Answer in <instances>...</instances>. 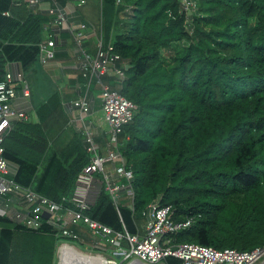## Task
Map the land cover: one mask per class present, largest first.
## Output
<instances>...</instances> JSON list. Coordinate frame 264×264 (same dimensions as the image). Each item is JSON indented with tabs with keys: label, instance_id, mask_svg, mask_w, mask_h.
I'll return each instance as SVG.
<instances>
[{
	"label": "trees",
	"instance_id": "16d2710c",
	"mask_svg": "<svg viewBox=\"0 0 264 264\" xmlns=\"http://www.w3.org/2000/svg\"><path fill=\"white\" fill-rule=\"evenodd\" d=\"M117 1L103 0V24L108 41L116 25V51L131 63L121 92L138 109L120 135V152L134 172V199L116 205L102 189L90 215L135 234L159 201L171 206L174 221L193 220L169 235L173 244L264 247V0H196L190 28L175 0ZM16 11L12 0H0V81L8 63L26 74L41 64L50 17ZM69 37L63 34L60 48ZM79 73L71 83L75 107L87 89ZM62 94L38 106L37 119L16 120L5 142L12 177L55 201L69 198L91 161L86 141L68 125ZM57 232L0 215V264H52Z\"/></svg>",
	"mask_w": 264,
	"mask_h": 264
},
{
	"label": "built area",
	"instance_id": "2783aa9c",
	"mask_svg": "<svg viewBox=\"0 0 264 264\" xmlns=\"http://www.w3.org/2000/svg\"><path fill=\"white\" fill-rule=\"evenodd\" d=\"M12 1L14 5H26L32 13H44L50 17L44 25V38L39 44V60L43 66L57 58L64 33L69 34V41L74 44L72 51L80 54V71L87 79V89L75 105L83 113L79 120L80 129L85 135L91 161L79 174L73 193L63 201H55L31 187H25L12 177L10 163L5 157V142L14 122L30 117L13 107V100L18 94L17 81H24L25 76L23 73L16 76L9 71L6 78L0 81V215L33 230L41 229L45 223L57 228L59 264H73L76 260L85 259L78 255L79 252L90 256L86 260L88 264H168L170 257L182 260V264L262 263L264 247L240 251L195 243L173 244L169 235L190 227L193 220L174 221L171 206L162 205L159 201L150 206L144 234L116 231L90 215L102 189L110 193L116 205L126 198L133 205L131 183L134 172L128 168L120 152V135L124 127L134 120L138 109V105L121 92L131 63L116 51L112 37L109 41L106 39L103 21L93 26L86 20H71L63 7L53 0ZM175 1L180 3L190 28L198 9L197 1ZM85 2L76 1V8ZM117 2L123 4L125 0ZM5 15L11 16L12 13L7 11ZM90 39H94L93 50L87 45ZM94 82L101 88L102 110L109 124L104 154L100 152L96 127L86 117L92 112L88 94ZM23 90L25 96H30L27 85ZM124 188L128 189L126 195L122 194ZM80 245L87 247V252ZM89 248L95 252L101 249L106 252L94 255L88 253Z\"/></svg>",
	"mask_w": 264,
	"mask_h": 264
},
{
	"label": "crops",
	"instance_id": "0c3cea01",
	"mask_svg": "<svg viewBox=\"0 0 264 264\" xmlns=\"http://www.w3.org/2000/svg\"><path fill=\"white\" fill-rule=\"evenodd\" d=\"M51 1V0H50ZM56 1L61 7H63L64 12L71 20H86L91 23L93 26H98L103 21V0H85L83 6L76 8V1L79 0H53ZM17 9H23L20 11L22 15L29 14V8L26 5H14ZM123 18L122 14L120 15ZM120 18V19H121ZM116 27V25H115ZM114 27L111 37L115 40L117 35L116 28ZM116 33V35H115ZM88 47L94 49V39H90L87 42ZM74 44L71 41H68L63 48H60L58 54L64 53L63 56H57L55 61H51L49 64L42 66V69H33L26 75L20 63L15 62L10 65L7 64V73L11 71L14 75L19 76L20 73L24 74V81H17V97L13 100V107L20 112H25L30 114L31 118L33 115L36 117L37 107L40 106L43 102L47 101L53 93L58 90L61 91L64 97L63 105L64 111L69 117V127L78 132L83 139L85 140V135L81 131L80 119L83 115L82 110L73 105V100L75 99L73 86L71 83H75L79 77V72L81 69V57L80 54L74 53L72 51ZM27 85L29 87L30 96H25L23 88L20 86ZM76 88L79 87L76 84ZM92 87V93L89 92V103L91 106V114L86 115L90 122L93 123L94 128L98 132L97 141L100 146V152L102 154L106 153V140L107 132L109 130V124L107 123L104 112L102 110V101H101V88L94 82ZM69 87V88H68ZM71 88V89H70ZM80 88H78L79 90ZM81 90V89H80ZM85 90V89H84ZM37 119V117H36ZM37 121V120H36ZM100 139L105 141V144H101ZM67 143V141H66ZM132 205V203H128ZM147 221L144 224V231H139L138 233L144 234L146 229ZM57 237V236H56ZM58 248V239L57 246ZM57 254V252H56Z\"/></svg>",
	"mask_w": 264,
	"mask_h": 264
},
{
	"label": "rangeland",
	"instance_id": "374dc122",
	"mask_svg": "<svg viewBox=\"0 0 264 264\" xmlns=\"http://www.w3.org/2000/svg\"><path fill=\"white\" fill-rule=\"evenodd\" d=\"M128 12H129V10H128ZM122 16L123 17H125V14L124 13H122ZM121 24V23H120ZM120 26V25H119ZM115 35H116V33H115ZM165 54H166V52H165ZM36 69H42V66L41 65H38L37 66V68ZM27 75V74H26ZM30 74H28L27 76H29ZM70 127H73V126H70ZM51 143H52V141H51ZM98 186H100V184H98ZM144 224H145V222H144ZM143 224V225H144ZM83 248L85 251L86 250H88L87 249V247H83L82 245H80V248ZM81 248V249H82ZM57 252V251H56ZM87 252V251H86ZM106 251L105 250H103V249H101L100 251H98V250H96V252L95 251H92V249L91 248H89V252L88 253H93L94 255H96V254H98V253H105ZM264 263V261L262 262V263H260V264H263ZM52 264H59V259H58V257H57V254H55V257H54V259H53V261H52Z\"/></svg>",
	"mask_w": 264,
	"mask_h": 264
},
{
	"label": "bare ground",
	"instance_id": "6f19581e",
	"mask_svg": "<svg viewBox=\"0 0 264 264\" xmlns=\"http://www.w3.org/2000/svg\"><path fill=\"white\" fill-rule=\"evenodd\" d=\"M75 251V250H74ZM78 255L79 256H84L85 257V259H80L81 261H79V260H76L73 264H88V263H86V260L87 259H90V256H88V255H85V254H83V253H78Z\"/></svg>",
	"mask_w": 264,
	"mask_h": 264
},
{
	"label": "water",
	"instance_id": "95a60500",
	"mask_svg": "<svg viewBox=\"0 0 264 264\" xmlns=\"http://www.w3.org/2000/svg\"><path fill=\"white\" fill-rule=\"evenodd\" d=\"M264 264V263H263Z\"/></svg>",
	"mask_w": 264,
	"mask_h": 264
}]
</instances>
